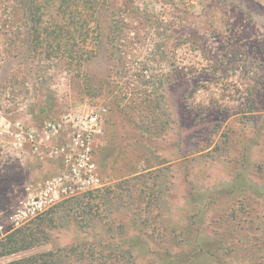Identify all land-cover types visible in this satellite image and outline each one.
<instances>
[{
  "label": "rangeland",
  "instance_id": "obj_1",
  "mask_svg": "<svg viewBox=\"0 0 264 264\" xmlns=\"http://www.w3.org/2000/svg\"><path fill=\"white\" fill-rule=\"evenodd\" d=\"M232 1L246 14L214 0H0V210L59 171L31 130L107 108L104 187L40 216L29 227L46 243L0 264L70 245L90 264H264V5ZM75 43L79 63L58 56Z\"/></svg>",
  "mask_w": 264,
  "mask_h": 264
},
{
  "label": "built area",
  "instance_id": "obj_2",
  "mask_svg": "<svg viewBox=\"0 0 264 264\" xmlns=\"http://www.w3.org/2000/svg\"><path fill=\"white\" fill-rule=\"evenodd\" d=\"M106 115L104 106L88 108L86 112L72 109L58 119L46 121L41 131L28 133L34 152L59 160L60 167L55 175L27 184L19 202L0 210V259L4 258L1 244L12 232L63 201L104 187L97 147L105 132ZM17 129L20 132L16 140L22 147L26 136L20 122Z\"/></svg>",
  "mask_w": 264,
  "mask_h": 264
},
{
  "label": "trees",
  "instance_id": "obj_3",
  "mask_svg": "<svg viewBox=\"0 0 264 264\" xmlns=\"http://www.w3.org/2000/svg\"><path fill=\"white\" fill-rule=\"evenodd\" d=\"M251 1L254 3V5L258 6L259 8L262 7L261 5L257 4L254 0H251ZM30 3H31L30 1H27L26 6L29 5ZM220 4H221V6H219ZM215 6L222 7L223 11L226 14H228V12L234 13L235 11H237V12L241 11L242 13L246 14V10L248 9L247 6H245V9L241 5L238 6L237 4L233 3L232 0H223V1L214 0L213 7H215ZM226 7H229V9ZM110 26H109V29H110L109 32L111 33ZM96 32L98 35L103 34L102 31L99 30V28L96 29ZM68 33H71L72 39H76L77 36L88 37V35H89L88 34L89 32H87V34H81L78 31H69ZM30 34L33 37V40L37 41V40L41 39L42 32H40L39 29H36V30H33ZM54 37H55V39H57V37L60 38L61 34L56 33V35ZM106 40L108 41V44L110 42H112L109 39V36L107 34V36L105 38L101 39L98 42L97 46H95V51H98V52L104 51L103 50V44H104V41H106ZM56 48L58 49V56L59 57L60 56L63 57L65 55L66 57L70 58V60L72 62L75 61L78 63H79L78 60L82 59V57H81L82 56V54H81L82 45H80L79 43H75V44L69 46L68 49L65 48L64 50H62L64 47L60 44H58L56 46ZM111 57H112V55H109L108 62L111 61ZM88 61H90V60H88ZM170 66H174V64H171ZM101 85L96 86V85L91 84V83L90 84L86 83L83 85V87H84V89H88V90H90V89L96 90ZM92 193H95V192H90V193L85 194V195H89ZM85 195L80 196V197H84ZM77 198H79V197H77ZM67 201H69V200H67ZM36 220H34L33 222H31L30 224H28L24 227L12 232L7 237V239L1 244L2 257H7L9 255H12V254H15L18 252L26 251V250L32 249L36 246H40V245L46 243L48 234H47L46 230L41 228L40 224H38L40 227L39 226H37L35 228L29 227V225L34 223ZM64 250L67 251L64 255L61 254L60 250L56 249L54 251L36 254L33 256H29V257L22 258L20 260H16V261H13L10 263H5V264H79L81 262H86V264H90L91 254L90 253H89V255L84 254V251L78 250L76 248V245H70V246H68V248H66Z\"/></svg>",
  "mask_w": 264,
  "mask_h": 264
},
{
  "label": "crops",
  "instance_id": "obj_4",
  "mask_svg": "<svg viewBox=\"0 0 264 264\" xmlns=\"http://www.w3.org/2000/svg\"><path fill=\"white\" fill-rule=\"evenodd\" d=\"M260 5H264V0H256Z\"/></svg>",
  "mask_w": 264,
  "mask_h": 264
}]
</instances>
